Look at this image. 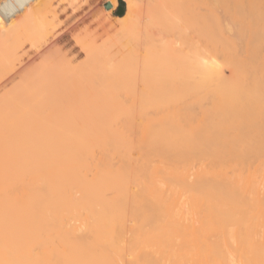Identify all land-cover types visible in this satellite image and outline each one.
I'll return each instance as SVG.
<instances>
[{
    "label": "bare ground",
    "instance_id": "6f19581e",
    "mask_svg": "<svg viewBox=\"0 0 264 264\" xmlns=\"http://www.w3.org/2000/svg\"><path fill=\"white\" fill-rule=\"evenodd\" d=\"M125 1L127 10L117 17L123 27L126 25L125 30L128 27L132 32L129 24L138 22L132 28L138 26L135 31L141 33L143 24L148 30L143 29L146 42L151 37V43L156 37L160 39L159 32L163 38L168 35L165 41L173 38L177 44L172 45L185 52L173 48L177 51L169 55L161 46L157 47L159 52L155 47L147 55L152 58L143 55L146 64L139 68L133 62L134 57L128 56L136 50L135 45L130 46L135 36L131 40L125 38L129 41L127 55L122 56L125 54L122 52L117 60L111 59L112 64L107 59L106 63L111 65L102 63L100 73L95 75L102 81L106 79L101 86L107 88L104 96L111 94V102L113 95L116 97L123 90L130 92L133 87L130 93L134 91L133 98H137L138 81L135 88L132 78L138 74L136 68L146 67L144 77L153 86L149 92L153 102L159 105L177 102L189 95L193 98H186L187 101L200 104L202 112L195 113L193 106L187 105L191 101L187 103L185 99L186 104L181 99L184 105L175 109L171 103L173 108H168L166 114L163 112L162 120L145 124L143 135L134 139L120 136L110 126L108 106L104 109L102 106L101 112L98 107L102 103L91 101L96 108H88L87 112L91 118L95 117L92 113L98 116L88 126L91 133L100 136L90 140L67 138L68 143L72 139L71 146L63 138L62 141L49 137V130L35 123L36 117L35 121L30 118L34 123L22 120L21 125L15 120L17 124L8 130L12 123L6 126L4 120L22 109L23 103L25 108L31 105L25 106V99L32 101L25 88V93L20 90L25 98L18 92L12 98L9 96L8 102L4 103L6 98L0 100V165L6 166L0 169V264H264V179L257 178L256 172L245 175L241 170L249 169L254 159L264 157V0H178L180 4L174 0L180 10L181 25L175 23L180 21L175 18L174 23L168 24L167 17L173 15L168 13L164 20L162 7L156 10L157 1ZM3 4L6 2L0 5L1 15L15 7V3L10 4V9ZM154 23L167 31L163 27L159 30V24L153 27ZM152 27H157L155 37L150 36L154 33ZM159 39L156 44L162 41ZM140 52L135 55L138 59L144 53ZM152 62L159 68L156 64L151 66ZM60 78L58 75L57 80ZM43 80L39 82L43 84ZM72 81L69 78L67 84L61 82L67 89L69 82L72 85L78 78ZM52 83L50 86L54 87ZM32 86L30 89L37 85ZM103 90L98 92L102 95ZM54 94L50 96L55 98L56 91ZM141 94L138 97L145 102ZM49 100L42 94L38 102L47 105ZM142 108L147 109L144 106L139 109ZM92 109L95 111L90 112ZM4 114L9 118L4 119ZM65 126L68 127L67 123ZM250 158L248 166L246 160ZM115 159L124 160L126 173L122 165L114 164ZM238 162L242 163L240 168Z\"/></svg>",
    "mask_w": 264,
    "mask_h": 264
},
{
    "label": "rangeland",
    "instance_id": "374dc122",
    "mask_svg": "<svg viewBox=\"0 0 264 264\" xmlns=\"http://www.w3.org/2000/svg\"><path fill=\"white\" fill-rule=\"evenodd\" d=\"M4 1L6 2V4H3V5H9V9H10L11 3H12V6L15 3V7L13 6V9L11 8V12L9 13L7 11L8 13L5 12L4 15L3 14L1 15V13H3V11H2L3 9H1V11H0V100L3 101V99L6 98L4 100V103L8 102V100H10L12 98L11 96L12 95L14 96V94L18 93V92H21V95L24 98L29 95L28 97L30 98V100H32L29 102L28 99H25V101H26L25 106L29 105V103L31 104L28 106V107H30L29 109L27 106L25 108L24 103H23L22 104L23 106L19 105V106H21L22 109H20L18 107L19 111L15 110L16 112H14L15 114L14 113L12 114L13 116H11V114H9L11 116L10 118L12 120L9 118L8 114L7 115L4 114V116H5L4 119H7V117L9 119L4 120L7 123L6 122H3V123H5L6 126H10V124L12 123V127H8V130H9V128H14V125L17 124L16 122H20L19 125L22 124V120L26 121V122L28 121L27 123H34L35 119L38 118V120H36L35 123L37 125L39 124V127L46 129L45 131L49 130L47 132H48L49 137H51V138H57L58 137L57 139H60V140H62V138H63V140L65 139L67 141V143H68V140H70L67 138H73V139H80V138L85 139L86 138L87 140L88 139L90 140L91 138H94V136L95 137L100 136V135H95V134L91 133L92 132L91 128H89V126H88L91 123V122L90 123H88V122L90 120H92V118H94V120H93V122H94L95 118H96V116H98V114L96 115L95 113L94 114L92 113V116L95 115V117L93 116L91 118V115L88 114L89 112H87V109L90 108V110H91V108L95 107L93 104L99 103V105H100V103H102V105L98 107V108H101V112H102V106H103V109L107 106H108L107 108H109V109L112 107L111 108L112 111L110 109L111 112H109V109H108V113L106 112V114L109 115V113H111L109 123H110V126L112 124L111 127L114 130L115 129L117 130V132H116V130H115V132L119 133L120 136L122 135V136H125L126 138L131 137V138L135 139V138L141 137L143 135V126L145 124L152 123L154 121L156 122V121L162 120L161 118H163V116H165V114L168 112V108H170V107L173 108V106H174V108L177 109L176 108L177 105L179 106L178 108H180V106H182L186 103V101H187L186 98H188V99L193 98V96H191L189 98V95H186V96H184L185 98H183V97L181 98V99H183V102L186 99L185 103H183L182 100L179 99V100H177V102L176 101L175 102H168V103H170V105L168 103H166V104L163 103V104L159 105V104L155 103V101L153 102V100H154V99H152L153 97L152 98L149 97V92H151V90H153V86H151V81L150 82L148 81V83H150V84H148L146 82V79H148V78L144 77L146 75V73H145L146 69H147L146 67L144 68L145 70L136 68L137 69L136 71H138V74H137L138 79H135V78H137V75L134 76V79L132 78V82L134 81L132 83V85L134 84L133 86H135V83L138 81L137 92H136L137 93L136 96L138 99L136 97H135L136 100L133 98V96L135 94L132 95V93H134V91L132 93H130L132 90H134L133 87H132V90L130 89V92L124 91V90L119 92L117 94V96H119V97H117V96L115 97V95H113L114 100H112L113 98L111 97L112 98V99H110V100H112L111 102L109 101V97L111 96V94H109L110 95L109 96L108 93H106V96H104L107 88L101 87V86H102V84H104L103 81L106 79H104L105 77L102 75L104 77L103 78L104 80L102 81V79H100V77H96L95 75L100 73L102 63L107 64L106 63V62H108L107 59L111 60L114 58L115 60H117L116 58H120L122 52L125 53V54L122 53V56L127 55V53L129 51L127 52L126 50H129V46H127L129 41L126 42V40L133 38L132 35L135 36L134 40H136V37L138 36L140 39V42H136L137 40H139L138 37H137L136 41H134V40L130 41V42H132V45L130 44V46L133 47L135 45L133 48L136 50L131 49L132 47H130L131 51L132 50H134V51L131 52L130 55H128V56H130L131 58L134 57L133 62H136V65H139V68H141L142 65L144 66L146 64V60H143L144 57L152 58V57H147V55L149 52L152 53L151 51L155 47L157 49L158 46L159 47L161 46V48L164 49V51L166 50L165 54L166 53L167 54L175 53L177 51V49L179 48V47L172 45V44H174V45L177 44L174 41H172L173 38L170 39V37H169L168 38L169 40L165 41L166 37L168 35L165 36V38H163V34H161L159 32H158V37H161L164 39L163 40L160 38L162 40L161 42H165L162 44L163 47H162V45H160L161 42H160V44L155 43L156 40L159 39L157 37H156L157 39L155 38L154 43L153 42L151 43V41H150L152 39V37L149 40L150 43H148L149 41L146 42L144 39L146 37V32H145V30L143 31V29H146V28H144V25L142 24L141 27H143V28L140 27V29H139V30H141V33H140V31L138 32L137 29L135 31V28L138 27V26L137 27L133 26V28H132V25L134 24L135 21H133V23L131 25L128 23L130 26L129 28L132 29V32L130 30H128V27L125 30L126 25L123 27L122 26V25H124V24H122L123 22L121 20L117 19V15L115 14V11L119 5V0H118V4L115 7L112 4L111 8H107V6H106V4L109 0H20V3L18 0H15L16 2L13 0H11V1L10 0H4ZM4 1L2 0V3H4ZM7 1H9V2H7ZM134 1L139 2V0L138 1L134 0ZM151 1L153 3L156 1L160 2V3L156 2L159 5H157L155 3V5L157 6L156 10H157V8L161 9V7H162L163 11L162 10L161 11L163 12L164 20H166L168 18L166 20L169 22V23L167 22L168 24H171L172 22L174 23L175 20H172V19L175 18L176 20L180 19L179 22L175 21V23L176 24L180 23L179 25H181V23H182L181 18H180L181 14H178V12H180V10L177 6L178 0L176 2L174 0H166V1L165 0H162V1L161 0H155V1L151 0ZM169 1H171V2H169ZM180 1L182 2V0H180ZM180 1H178L179 4H180ZM124 2H125V12H126L127 4H126L125 0H124ZM162 2H163V5H162ZM0 3H1V1H0ZM2 3L0 5H2ZM166 3H168V4H166ZM172 3H174V7H175V8H173V11H172V6H173ZM169 4L171 6H169ZM155 5H153V7ZM166 5L170 8V11H169V9H167L168 7ZM165 6H166V9H164ZM176 7H177V9H176ZM4 9H6V8H4ZM12 10H13V14H12ZM165 10H167L168 12ZM173 12H175V14ZM168 13L170 15L175 16V17L168 15V16H170V19H171L170 20L169 17H167ZM39 15H40V17H38ZM8 16H10V18H8ZM40 20H42V21H40ZM119 21H120V23H119ZM38 22H39V24H38ZM130 22H132V20H130ZM135 23L137 25L138 22H135ZM156 24L158 27L159 23H154L153 27H155ZM176 24H175V26H176ZM44 25H46V26H44ZM173 26H174V24H173ZM46 27H47V29H46ZM157 27H156V29L153 28L152 31H154V33L150 30L152 32V33H150V36H152L151 34H153L154 37H155V34L157 35V33H156ZM162 27L163 26L160 25V27H158L159 30ZM163 28H165V27H163ZM133 29H134L135 33H133ZM168 29L170 30V33H171V31H172L171 28H168ZM165 30H166V28H165ZM175 31L173 32V34H175L177 32V31L176 32ZM163 32H164V30H163ZM193 32H195V31H193ZM143 33L145 35H143ZM148 33H147V35H149ZM159 34H161V36ZM173 34H171V37ZM189 34H190V38L193 36L197 37V35H198L197 32H195V34L193 33V36H191V31ZM143 36H144V38H143ZM125 38H127V39H125ZM147 38H149V36ZM118 39H120V40H118ZM141 40L142 41L144 40V42H142ZM159 40L157 42H159ZM124 41L126 42L125 44H124ZM113 43L115 46L113 45ZM136 43L138 44V46L136 45ZM164 44H167V45L165 46ZM171 45H172V48H171ZM146 46H149V47L151 46V47L150 48L148 47L147 51H146L145 50ZM164 46L167 48H165ZM177 46H179V43ZM189 46L190 45H188V47ZM126 47H128V48H126ZM109 48L114 49V50H110ZM173 48H177V49L173 50ZM182 48H183V46H182ZM184 48H185V46H184ZM191 48L189 49V51L191 50ZM9 49H10V51H9ZM179 49L183 50L181 48H179ZM140 50H141V52H140ZM8 51L9 52L12 51L13 54L12 53L7 54V53H9ZM116 51H117V53H116ZM157 51H158V49H157ZM161 51H163V50H161ZM186 51L188 52V50H186ZM138 52H140V54H142L144 52L142 54V56L139 54L140 55L139 59L141 61L138 59V57H135V55H137L136 53H138ZM109 53H112V54L108 55ZM145 53H146V55H145ZM5 55H8V56H5ZM143 55H144V57H143ZM7 57H10V58H8L9 60L7 59ZM219 57L221 58V56L218 55V58ZM12 61H13V63H11ZM109 62H111V64H112L113 61L111 60ZM141 62H144V64L143 63L141 64ZM109 64H107V65H109ZM154 64H156V63L152 62L150 65L153 66ZM8 66H10V67H8ZM136 67H138V66H136ZM152 68L153 67H151V70H152ZM154 68H155V66H154ZM158 68H159V66H158ZM98 70H100V71L98 72ZM136 71H135V73H136ZM147 72H149V71H147ZM155 72H156V69H155ZM155 72H154V74H155ZM48 74L50 77L48 76ZM53 74H55V76ZM57 74L61 78L65 77L66 80L70 78V80L72 79L74 81L75 78H78V81H75V83L72 81L74 83L72 85L70 84L71 82H69V84L67 86H69V85L70 86L66 89L64 85H66L68 82H66V80H64V79L61 80V78H60V80H57V77H58ZM140 74H141V76H140ZM61 75H63V77ZM53 76L56 78L57 81L55 79H53L54 78ZM142 76L144 77V78H141V79H143V81L142 80L140 81V77H142ZM148 76H149V74H148ZM42 77H44V78H42ZM50 78H51V80H50ZM32 79H33V81H32ZM43 79H45V81L49 80L48 83L46 82L47 83L46 84ZM27 80H28V82H27ZM42 80L44 81L46 86L43 85L44 83L41 84L42 82H39ZM35 81L37 82V84L34 85V83H36ZM61 81H65L66 84H64ZM38 82H39V84H38ZM52 82L57 84V85L54 84V87L57 88L58 90L57 89L55 90L53 86H50V84H53ZM84 83H86L87 85H85ZM31 84L33 85L32 87H34L36 85L37 86L34 87L33 89H30ZM48 84H49V86H48ZM40 85H43L44 87L40 86ZM47 86H48V89L50 87H52V88H50L49 90L45 89V88H47ZM99 87L102 89L103 88L105 89V90H103L102 95L100 94L102 89H100ZM24 88L27 91V93H26V95L28 94L27 96H25V94L23 95V93H22V91L24 92V90H25ZM35 88H36V90H35ZM135 88H136V86H135ZM20 90H22V91H20ZM28 90H29V93H28ZM89 90H92V91H90V93H89ZM52 91H53V93H51ZM55 91H56V95H57V96H55V98L58 97L57 99L52 98L53 96H50L51 94L55 95L54 94ZM33 92H35V93H33ZM45 92H46V95H45ZM92 92H98V93H93L94 95H92ZM126 92H128L129 96L126 95L127 94ZM141 92H142L141 98L144 97L143 99L145 100V102L140 100V97H138V96H140ZM30 94L32 95V97L30 96ZM40 94L41 95L43 94L45 97H47V99H50L48 101L50 103L47 102L48 103L47 105L46 104L43 105L44 103L40 104V102H38V100L41 97ZM95 94L96 95L99 94L100 98H99V96L96 97ZM130 94H131V96H130ZM39 95H40V97H39ZM60 95H62V96H60ZM22 96H21V99L24 100V98ZM48 96H50V97H48ZM92 96H93V98H92ZM102 96H104L103 99H102ZM97 98L101 102H99ZM51 99H53V103H52ZM54 99L56 100V102ZM94 99L97 100V102L93 101ZM33 100L37 101V102H34ZM91 101H92V103L93 102L94 103L93 104L90 103ZM102 101H104V102H102ZM134 101L136 102V104L134 103ZM146 101H147V103H146ZM189 101H191L193 104L195 102L194 100H193L194 102L192 100H189ZM189 101H187V103ZM59 102H61V103H59ZM107 102L109 103V105ZM149 102L153 103L155 105H158V107L162 105L161 106L162 108L161 107L157 108V106H154V105L152 107V105H150ZM191 102H189V104H187V103L186 104L188 106L190 105L191 107L193 106L192 111H194V109H195L196 111H194V112L197 113V110H198V112H199L198 114L200 115V110L202 112V109H200V106H198L200 104L196 105L197 104L196 103V104L192 105V104H190ZM171 103L173 106L171 105ZM52 104H54L55 107H53ZM89 104H91V105L89 106ZM144 104H147V106H149V105L150 106L147 107ZM33 105H37V106H33ZM104 105H106V106H104ZM187 105H185V106H187ZM142 106H144V108L145 107L147 108V109H145L147 113L145 112V110L143 111V108L141 110L139 109ZM196 106L199 107V109ZM122 107L124 108V110ZM131 107H133V108L130 109ZM121 108H122V110H121ZM183 108H185V107L183 106ZM125 109H127V111H129V110H131V111L126 113L127 111ZM94 111L92 109V111H90V112H94ZM36 112L38 114H35ZM113 112L116 116L115 115L112 116ZM116 112H118V113H116ZM124 113H126V114H124ZM27 114H29V115H27ZM101 114H103V113H101ZM160 114H162V116ZM187 114L189 117L190 116L189 113H187ZM14 115H16V116H14ZM26 115H27V117H26ZM37 115H38V117H37ZM126 115H128V116H126ZM129 115H130V118H128ZM131 115H132V117H131ZM199 115H198V117H199ZM31 116L33 117L32 119L34 121L32 119H30ZM60 116H61V119H59ZM89 116H90V119L87 118ZM12 117H14V118H12ZM15 117L16 118L19 117L20 119L18 118V121H17V119ZM111 117L112 118L114 117V119H111ZM188 117H187V119H188ZM25 118L27 120H24ZM28 118L30 120H28ZM191 118L193 119L194 117H190V119ZM197 118L196 119L194 118V119L197 120ZM39 119H41L42 122L39 123L38 122V121H40ZM184 119L182 122H184ZM15 120H16V122H14ZM56 120H58V121H56ZM60 120L64 123L61 124ZM76 120H77V122H76ZM53 121H54V123H53ZM188 121H189V119H188ZM56 122L60 123L61 126H63L62 129L59 126L60 124H58ZM65 122L67 123L68 127L65 126V124H66ZM185 123H187V122H185ZM194 123L197 124V122H194ZM23 124H24V122H23ZM47 124L50 126H47ZM69 124L72 126H70ZM91 125H92V123H91ZM131 126L132 127L134 126V127L132 128ZM140 127H141V129H140ZM85 128L86 129L88 128L87 129L88 131ZM60 129L62 132L60 131ZM11 130H13V129H11ZM81 130H84V131H81ZM76 131L79 132L78 133L79 135H77V133L75 134ZM80 132H81V134H80ZM112 132H114V131H112ZM82 133H84V135ZM110 134L111 135L107 134V136L108 135L112 136V133H110ZM92 135H93V137H92ZM104 135H106V134H104ZM65 140L63 142H66ZM72 142L73 141L71 139V142L68 144L71 145ZM67 147H69V146H67ZM70 148H68V149H70ZM68 149H65V150L68 151ZM62 150H63V148H62ZM72 150H73V148H72ZM72 150H70V151H72ZM1 151L2 150L0 148V154L2 155ZM74 151H75V149H74ZM135 156L137 157L136 151H135ZM263 156H261V157H263ZM98 157H99V155H98ZM254 158H259V157H254ZM251 160H252V158H250V160L249 159L246 160V162H248V166H249V162ZM114 161H115L114 162L115 165H118V164L120 166L124 165V162H122L124 160H122V159H119L117 161L115 159ZM263 161H264V157L259 158V159H254L252 162V165L249 169L246 168L245 170L244 169H241V170L243 171L244 174L246 173L245 175H247L249 171L250 172H256L257 178H259L260 180H263L264 179V162ZM238 163H239V168H240V165H242V163L241 162H238ZM243 164H246V163H243ZM0 166H1L0 169L6 168V166L5 167L3 165H0ZM245 167L246 166H244V168ZM123 168H124L123 172L127 171V169H125V166H123ZM263 192H264V190H263Z\"/></svg>",
    "mask_w": 264,
    "mask_h": 264
},
{
    "label": "trees",
    "instance_id": "16d2710c",
    "mask_svg": "<svg viewBox=\"0 0 264 264\" xmlns=\"http://www.w3.org/2000/svg\"><path fill=\"white\" fill-rule=\"evenodd\" d=\"M125 13V2L124 0H119V5L115 11L117 16H122Z\"/></svg>",
    "mask_w": 264,
    "mask_h": 264
},
{
    "label": "water",
    "instance_id": "95a60500",
    "mask_svg": "<svg viewBox=\"0 0 264 264\" xmlns=\"http://www.w3.org/2000/svg\"><path fill=\"white\" fill-rule=\"evenodd\" d=\"M112 3L110 1L107 2L106 6L107 8H111Z\"/></svg>",
    "mask_w": 264,
    "mask_h": 264
},
{
    "label": "crops",
    "instance_id": "0c3cea01",
    "mask_svg": "<svg viewBox=\"0 0 264 264\" xmlns=\"http://www.w3.org/2000/svg\"><path fill=\"white\" fill-rule=\"evenodd\" d=\"M111 2V1H110ZM112 3V2H111ZM113 4V3H112ZM118 4V0H116V3L113 4V6L115 7ZM118 17V16H117Z\"/></svg>",
    "mask_w": 264,
    "mask_h": 264
}]
</instances>
